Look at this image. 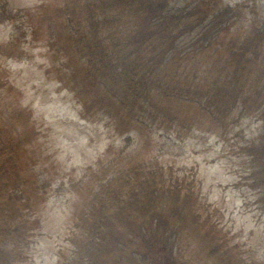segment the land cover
<instances>
[{
    "label": "trees",
    "instance_id": "trees-1",
    "mask_svg": "<svg viewBox=\"0 0 264 264\" xmlns=\"http://www.w3.org/2000/svg\"><path fill=\"white\" fill-rule=\"evenodd\" d=\"M61 12L72 28L58 34V50L71 58L70 81L78 97L88 96L86 117L95 113L121 134L147 122L169 129L174 117L168 102L187 100L215 119L239 121L246 115L264 127V22L241 21V14L221 0H65ZM18 16L10 11L5 16L0 9V20L14 21L16 33ZM26 28L16 46L0 48V53L15 58L27 30L36 33L29 23ZM84 80L85 87L76 86ZM12 140L0 131V178L7 177L0 180V264H23L26 245L17 234L23 225L15 224L14 217L23 210L26 194L6 166ZM263 148L261 144L255 153L258 165L243 176L262 210ZM171 172L169 178L163 172L140 177L135 169L102 188L103 196L123 198V207L102 216L100 228L90 223L79 227L78 222L75 236L81 241L73 242L61 264H186V243L176 248L175 241L188 232L203 234L200 242L216 264H264L255 247L246 251L230 244L200 199L194 170ZM117 183L123 185L118 192L112 190ZM87 206L86 214L93 218L92 205Z\"/></svg>",
    "mask_w": 264,
    "mask_h": 264
},
{
    "label": "rangeland",
    "instance_id": "rangeland-1",
    "mask_svg": "<svg viewBox=\"0 0 264 264\" xmlns=\"http://www.w3.org/2000/svg\"><path fill=\"white\" fill-rule=\"evenodd\" d=\"M223 1L234 6L245 0ZM0 4L7 11L25 16L19 18V24L24 20L21 32L29 21L37 30L36 36L28 34L21 40L16 59L0 53V131L13 137L8 145L12 157L6 166L8 172L13 168L11 172L23 182L32 207L27 211L30 214L24 215L35 230L28 242V264H56L60 252H66L70 242L67 237L77 229L78 222L79 227L90 223L92 228H100L102 216L119 213L123 198L120 201L110 194L103 196L97 189L100 184L106 186L103 180L114 171L124 172L128 167L136 168L140 177L141 173L158 176L163 172L169 178L171 169L194 165L201 192L212 205L218 226L230 241L255 247L264 256L263 238L259 236L264 213L256 208L251 193L235 186L238 178L229 171V147L219 138V130L179 143L169 141L177 137L151 134L143 126L136 134H114L106 122L98 120L101 117H94L95 113L86 117L83 106L88 96L79 98L72 83L65 82L70 79L72 62L65 51L58 50L57 43L58 34L71 27L68 22L65 26V17L60 16L64 0H0ZM239 13L241 21L250 17L247 11L239 9ZM15 33L11 21L0 23V48H8ZM74 68H79V63ZM85 81L76 86L85 87ZM171 112L175 120L184 123L192 116L191 106L185 102L173 104ZM201 123L210 127L206 120ZM255 127L244 122L242 130L237 131L241 133L238 139H251ZM231 138L236 139L233 135ZM112 188L118 192L123 185L117 183ZM89 200L93 218L82 208ZM21 231L17 232L19 237ZM202 235L188 232L175 241L176 248L179 242L186 243L182 251L186 264L215 262L200 242ZM246 260L253 262L252 257L246 256Z\"/></svg>",
    "mask_w": 264,
    "mask_h": 264
}]
</instances>
